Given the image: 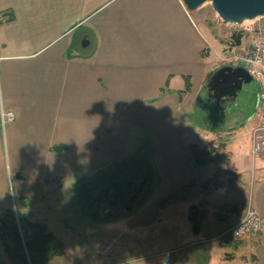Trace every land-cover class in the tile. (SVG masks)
Here are the masks:
<instances>
[{
  "label": "crops",
  "instance_id": "crops-1",
  "mask_svg": "<svg viewBox=\"0 0 264 264\" xmlns=\"http://www.w3.org/2000/svg\"><path fill=\"white\" fill-rule=\"evenodd\" d=\"M218 46L184 0H0V100L15 113L4 135L22 212L60 239L57 218L68 217L66 226L71 225L73 214L82 213L100 189L120 180L117 176L138 171L149 184L155 175L150 168L126 164L143 154L149 160L144 147L156 139L150 159L155 155L168 180L167 192L153 204H137L119 219L102 221L118 229L126 246L121 254L160 244L172 245L165 252L176 249L219 234L244 215L245 207L240 212L236 206L228 226L203 234L213 199L214 216L223 219L218 195L234 189L207 182L220 161L197 166L192 145H214L227 154L226 168L238 176L235 189L242 179L256 178L255 194L245 206L251 203L264 216V160L258 164L250 154L252 130L261 119L259 89L250 113H244L242 91L232 102L207 99L205 84L223 66V57H216ZM211 104L225 122L221 130H203L202 144L194 126L184 128L183 116ZM60 144L67 149H51ZM189 191L196 194L186 201ZM175 195L185 201L188 224L169 212ZM191 207L198 210V231L190 220ZM89 228L91 234L104 231ZM104 239L94 234L85 243ZM229 242L222 240V251L195 245L172 258L176 264H216L224 251L220 264H234L236 257H225L229 246L248 252L249 264L251 254L254 264H264V231ZM107 246L92 251L85 245L77 254L65 251L45 264H116L119 252H108Z\"/></svg>",
  "mask_w": 264,
  "mask_h": 264
},
{
  "label": "rangeland",
  "instance_id": "rangeland-1",
  "mask_svg": "<svg viewBox=\"0 0 264 264\" xmlns=\"http://www.w3.org/2000/svg\"><path fill=\"white\" fill-rule=\"evenodd\" d=\"M193 11L195 15H197L201 19L204 28L208 32H210L215 42H217V44L220 46V47L218 46L219 53L216 56L218 59L220 57L224 58L226 56H230V55L234 56L236 54H240L247 49V47L249 46L252 40L264 36V15L252 20H246L240 24H233L224 21L216 13L212 2H206L200 7L193 9ZM238 32H242V38L240 41L241 44L237 43L236 38L234 36V34ZM231 61H232V65L238 64L235 58H232ZM220 62H223V60H221ZM257 89H259V83L255 79L252 82L244 85V88L240 95V98H242L243 100L242 106L244 107V113L253 112L255 107L253 95ZM218 112H219L218 109L213 104L208 105L205 110H200L199 108L195 110L191 109L189 113H186L183 116L184 128H186V126L189 127V125L194 126L197 129L194 134L197 141H199V143L204 144L203 133H202L203 130H211V129L221 130L222 127L224 126V122H225L224 117H220L218 115ZM188 123L190 124L188 125ZM152 140L153 141H151L152 143L151 146L145 145L144 147V152L148 155L149 160H147L146 155L143 154L141 156H138L137 159H135L136 160L135 163H133L132 165L126 164V166H129L130 169L132 168L135 169L137 167H142V165H145L147 169L150 168V171L155 174L153 175L154 178L149 181V184H147V186L145 185L144 190L140 191L141 193L138 195L137 201L135 202L134 205L139 204V206L140 205L142 206L147 203L153 204L157 200V198L161 196V193L163 194L167 192V189L164 187V185L168 184V180L164 179L163 175H161L160 167L155 159V155L152 157V159H150V155H152L151 147L157 143L156 139H152ZM218 140L224 142L229 141V139L227 138H220ZM207 147L210 148L211 145L208 144ZM227 160L228 159H226V157H224V159L221 158L219 160L221 165H217L216 167L213 168L214 169V172L212 174L213 178H210L208 180L212 181L214 187L218 185L226 184V187L230 186L234 190L225 193H219L218 195V198L222 201L220 206L221 208L219 210L220 213H223L224 215L223 219H217L214 216L213 208L216 205L215 203L217 198L215 197L213 199V202L209 207L210 210H209L208 218L204 219V221L206 222L205 225L206 227L204 228L203 234L205 235L209 233H214L228 226L233 221V218L236 216V214L234 215V213H232L233 210L236 209V206L240 208V212L245 207L243 209L245 212L248 206L245 205L248 203L249 199L255 194L254 192L258 180L253 176H251V178L248 179L247 182H245L246 179H242L241 187L237 189L234 188L236 186L235 184L237 182V178L236 175H234L235 179L231 177L233 176L232 174L234 173L231 172L230 169L226 168V165H228ZM259 162L260 159L257 160L258 164ZM107 172L105 171V176L107 175ZM133 172L134 171H129L127 174H122L117 177H120V180L127 179L132 175ZM224 177H228V178H225L224 180ZM17 178L18 177L16 173H14L12 169L11 151L7 143V139L4 135V127L2 126L0 130V219L2 218L6 210L11 207L14 208L16 212H22V208H21L22 199L20 198V195L18 193ZM116 180L117 179H115L114 183L116 182ZM112 181L113 180H111V182ZM157 190H158V194L155 195V191ZM195 194L196 193L194 191H189L184 199L186 201L192 200ZM58 196H62V195H60L59 193ZM181 199H179L177 195L174 196V198L172 199V202L174 204L170 206L169 212L174 217L177 216L181 220L182 224H186V223L188 224L189 222L186 216L187 210L183 209L185 201H182ZM55 200H57V198H55ZM83 207L84 208L81 207L82 213L78 215L75 212L73 214L71 225L66 226L68 219H70L68 217L63 219L57 218V222L55 223L56 226L55 228L58 233V236L60 237V240L63 241L66 251H68V253L70 254L74 255L77 254L78 252L83 251L85 249V245H87L90 248V250L93 251L96 250L99 246H102L104 243H107L108 246L105 249L107 251L109 250L108 252H110V250L113 249L114 251L117 250V252L120 253V254L118 253V255H120L119 262L133 260V262H130L128 264H164V262L166 261L168 262V264L170 263L176 264V260L172 257L178 252L181 253L184 249L193 247L189 245L183 249L181 248V246H179L176 248V251H173L175 249H171L172 252L164 253L165 250L170 249L172 245L164 246L163 244H160L158 246L155 245L153 247L152 246L147 247L146 249H139L136 251H132L127 253V255L121 254V251L125 249L126 246H125V242L120 237V233L118 232V229L112 227L113 225H108V222H102L104 220L92 216L91 204ZM136 209H137L136 211L138 212V209L140 208H136ZM57 212L58 214H60L59 216L62 215L59 209ZM128 212H125L123 214L125 215ZM122 216L123 215L121 214L115 217L114 219L115 220L119 219ZM102 223H104V225ZM89 226L91 228H97V230H101L102 228L104 231L101 230L98 233H96L95 231L94 234L95 235L97 234L98 236L100 233L102 236H104L105 238L104 240L106 241L104 243L102 242L100 243L91 240L89 243L86 244L85 241L90 239L94 235L90 233ZM116 234L119 236L116 237L115 236ZM160 234H161L160 230L156 231L153 239L155 242L158 241V236ZM222 240H224V238L207 242L205 243V245L215 246L217 250L222 251L223 250V247L221 245ZM239 240L240 239H233L232 243L231 242L229 243L233 245L236 244ZM201 245L202 244H197L196 246H201ZM226 247L228 249H227V253L225 254V257L229 258L230 260L236 257V259L234 260L235 263L233 261L234 264H249L247 258L248 252L240 251L237 249L235 250L236 247L235 248H230L229 246ZM127 251L128 250L126 249L125 252ZM201 251L204 252L203 250ZM220 255L222 256L220 257L218 256L217 258L214 259V260L217 259L216 264L223 263L224 261L223 260L224 251L223 254H221L220 252ZM138 258H140L141 260H138ZM161 259H165V261L162 262ZM199 259H201L200 256ZM254 263H255V256L254 254H251L250 264H254ZM0 264H14L11 261V259L8 257L7 252L5 251L3 240L1 237H0Z\"/></svg>",
  "mask_w": 264,
  "mask_h": 264
},
{
  "label": "trees",
  "instance_id": "trees-1",
  "mask_svg": "<svg viewBox=\"0 0 264 264\" xmlns=\"http://www.w3.org/2000/svg\"><path fill=\"white\" fill-rule=\"evenodd\" d=\"M238 44H241L242 32L234 34ZM239 46V45H238ZM191 89L188 81L186 91ZM54 151L67 149L64 144L53 145ZM191 157L197 166L207 165L211 162L224 159L227 154L221 153L219 147L212 145L210 148L191 146ZM234 178L235 174H232ZM238 184V176H236ZM235 179V178H234ZM209 182V180L207 181ZM190 220L193 230H199V214L195 207H191ZM8 208L0 219V237L3 240L5 251L14 264H45L49 260L64 255L66 248L63 243L45 223L33 221L25 212H17Z\"/></svg>",
  "mask_w": 264,
  "mask_h": 264
},
{
  "label": "built area",
  "instance_id": "built-area-1",
  "mask_svg": "<svg viewBox=\"0 0 264 264\" xmlns=\"http://www.w3.org/2000/svg\"><path fill=\"white\" fill-rule=\"evenodd\" d=\"M232 58H235L238 62L237 65L244 67L248 71V73L259 83L258 101L261 111V119L252 130L250 153L253 161L258 159L264 160V36L252 40L244 52L236 54L234 56L230 55L224 60L226 61V63L232 64ZM14 119V111L7 109L3 102L0 100V126H3L4 129H6L8 123L12 122ZM262 231H264V216L257 210H255L251 203H249L244 216L223 232L211 237L194 240L184 246H181V248L184 249L189 245L195 246L197 244H205L207 242H211L213 240L221 238H224V240L232 241L233 239H241L244 236L255 235ZM173 251H176V249ZM170 252H172V250L166 251L164 253ZM138 260L141 259L138 258ZM130 262H133V260L124 261L121 264Z\"/></svg>",
  "mask_w": 264,
  "mask_h": 264
},
{
  "label": "water",
  "instance_id": "water-1",
  "mask_svg": "<svg viewBox=\"0 0 264 264\" xmlns=\"http://www.w3.org/2000/svg\"><path fill=\"white\" fill-rule=\"evenodd\" d=\"M189 9H196L206 2H212L216 13L226 22L240 24L264 15V0H184ZM253 81V77L242 66L224 65L212 73L205 84L207 97L219 102L234 101L243 90L244 85ZM225 99V101H221ZM146 178L134 192L131 200L137 199L146 185ZM115 182L114 184H118ZM126 185L125 181H122ZM134 205L128 204L125 212ZM108 219V218H107Z\"/></svg>",
  "mask_w": 264,
  "mask_h": 264
},
{
  "label": "flooded vegetation",
  "instance_id": "flooded-vegetation-1",
  "mask_svg": "<svg viewBox=\"0 0 264 264\" xmlns=\"http://www.w3.org/2000/svg\"><path fill=\"white\" fill-rule=\"evenodd\" d=\"M214 101L218 100L214 99ZM221 101H225V99H221ZM122 181H125L126 185ZM142 181V174L135 171L129 178L117 180L118 184H114V181L107 184L92 198L91 215L101 220H112L125 213L128 204L132 206L137 201V199L131 200V198Z\"/></svg>",
  "mask_w": 264,
  "mask_h": 264
}]
</instances>
